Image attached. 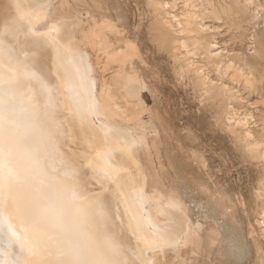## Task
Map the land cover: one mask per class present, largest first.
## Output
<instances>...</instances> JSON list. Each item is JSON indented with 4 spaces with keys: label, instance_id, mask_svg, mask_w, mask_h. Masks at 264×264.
<instances>
[{
    "label": "bare ground",
    "instance_id": "6f19581e",
    "mask_svg": "<svg viewBox=\"0 0 264 264\" xmlns=\"http://www.w3.org/2000/svg\"><path fill=\"white\" fill-rule=\"evenodd\" d=\"M86 1L0 0V264H163L167 252L178 254L183 246L188 247L189 256H197L204 242L216 243L219 230L212 227L206 232L199 223L192 222L185 195H182L184 192L181 194L174 185H167L162 177L165 174L160 175L162 172L156 171L152 161V148L157 147L156 141L150 140L144 132L143 128L147 127H143L142 115L147 107L136 93L140 87L137 86L140 81L138 69L133 66L125 68L121 63L118 70L111 69L113 71L105 72L102 77L97 75V63H94L90 50L101 51L107 59L113 60L121 52L129 53L133 45L129 44L128 51L125 50L128 47L121 51L117 49L119 42L115 41L118 43L115 49L117 43L113 47L110 31H106L112 28L111 32L116 33V27L111 21H102L103 6L91 3L94 5L91 7ZM186 1L190 3L192 0ZM203 1L208 6L204 15L209 14L216 19L225 16L227 26L239 30L240 36L246 35L247 28L256 24L257 16L252 13V8H259L258 0H229L228 4H225L227 0L217 3ZM9 2L15 4L13 10L8 8ZM152 5L157 14L165 7L160 1H153ZM198 14H188L190 17L184 22H177L181 27L179 31L183 33L182 39L175 37L176 28L172 20L175 21L177 16L156 23L160 43L173 57L179 48L191 55H194L192 51H201L206 60L221 71L225 62L223 52L216 50V45L206 36L207 26L200 23ZM81 15H86L89 22L84 21ZM72 25L88 27V31H83L84 51L79 49V44V50L71 47L75 52H82H77L78 57L70 48L71 40L70 44L64 39ZM74 30L76 33L81 31ZM257 32L259 34V30ZM71 33L74 34L72 40L75 35L82 36L81 33ZM72 35L69 34L68 38ZM177 38L182 42L179 43ZM10 44L11 49L8 47ZM124 56L121 54L120 57L125 61ZM238 59L242 63L241 69L248 66L241 57ZM240 68L238 66L237 71L240 72ZM202 77L198 76V80L201 85L208 86L207 92L221 96L223 87L209 84ZM246 79L252 85L251 80ZM94 85L99 86L98 91ZM63 120L66 121L65 127H77L74 133L79 131L84 136L82 142L75 143L91 149V154L82 161L86 169L77 170L83 175L78 185L71 184L74 178H67L69 182H66L60 179L53 181L48 176L47 162H50L47 156L50 155H45L46 147L54 142L55 132L59 133L55 140L60 138L61 143L63 135L73 132L64 130ZM129 121L134 126L127 124ZM88 131L92 133L90 136ZM80 151L83 150L78 153ZM80 156L83 157L82 154ZM93 175H97V179ZM94 180L104 184L89 190L91 186H88ZM207 200L198 203L195 200L206 214L222 208L218 206L215 209ZM237 246L231 236L228 251L232 254Z\"/></svg>",
    "mask_w": 264,
    "mask_h": 264
},
{
    "label": "rangeland",
    "instance_id": "374dc122",
    "mask_svg": "<svg viewBox=\"0 0 264 264\" xmlns=\"http://www.w3.org/2000/svg\"><path fill=\"white\" fill-rule=\"evenodd\" d=\"M153 1H160L163 5L165 4L163 12L159 14L154 13L156 12L155 7H151L153 6ZM211 1H216L215 3H217L220 0ZM228 1L225 4H228ZM86 2L90 6L97 3L101 7L103 6L104 18L102 21H111V24L116 27L114 30H118H116V33L114 31L111 32L112 28L109 27L110 30L106 31L108 33L110 31L109 39L111 40V44H114L113 47L119 42V45L118 43L116 44L115 49L117 45L119 46L117 49H121V51H124L126 47L128 49L125 50L128 51L132 45V48L136 49L135 51H131L132 48H130L129 53L125 51L121 52L113 60L107 59L101 51L90 50L92 58L94 57V63H97V75L102 77L110 73V71L118 70L122 65L121 63H124L125 68L133 66L138 69L137 75L139 77L137 76V78L140 81L137 83V86L139 85L140 87L136 91L140 93H136L141 96L143 102L145 101L144 104L146 103L145 106L147 107L142 115V120L145 122L143 127H147L143 128L144 132L150 140L156 141L157 147L155 149L152 148V156L154 157V159L152 157V161L154 162L153 165L156 171L158 173L162 172L160 175L165 174L162 177L165 179L167 185H174L181 194L185 193L182 195H185L184 198L190 209V219L192 222L199 223L206 232H209L213 228L219 230L216 243L212 245L207 241V243L204 242L203 249L198 253L199 256H189L188 247L183 246L178 254H174L171 251L167 252V256L165 255L166 260H164L165 264H264V215H262L264 214V0H258L259 8H252V13L255 12L254 14L257 16L255 24L257 28L255 25L247 28L246 35L244 36H240V31L235 27L227 26L228 23L225 20V16H222L221 19H216L209 14L204 15V9L208 6H206L207 4L203 0H192L190 3L186 0H96L94 2L93 0H87ZM185 3L188 4L186 5ZM94 5L92 6L94 7ZM15 7L13 2L8 3L9 9L13 10ZM192 12L199 13L198 15L201 16L199 21H202L200 23H204L207 26L205 31L206 36H209L213 41V45H216V50L221 53L223 52L222 58L225 62L222 60L224 63L221 71L216 70L214 65L206 60V56L201 51H192L191 53L194 55H191L190 53L186 54L187 51H184L183 48H179L175 50V57H173L160 43L157 30L155 29L156 23L170 19L174 15L177 16V20H172L176 28L174 29L175 37L182 39L183 33L179 31L181 27L177 26V22H184L189 15H193ZM167 13L168 15H166ZM162 14L163 16L165 15L164 18ZM80 17L85 18L86 15H81ZM84 21L89 22L86 18ZM72 26H79L80 29L77 27L72 28ZM72 26H70V29L73 30L69 31V29L64 39L67 42L70 39L72 43L70 48L74 46L72 48L75 50L80 45L79 49L83 52L86 46L84 44L85 36H83V31H88V27L84 29L82 25ZM221 26L222 28H220ZM105 28L109 29L108 27ZM74 29H78L77 31L81 30L77 33H81L82 36L79 34V38L75 35V43L73 44L74 40L72 38L74 34L72 35L71 32L76 33ZM256 30H259V34ZM118 33L119 35L116 36ZM69 34L72 37L68 38ZM128 39L132 42H129ZM181 39H178L179 43L182 42ZM78 40H81L80 42L82 43L77 42ZM8 47L11 49L12 44L8 45ZM72 48L71 50L75 52ZM24 49L26 50V48ZM78 50L74 54L77 57L82 53L81 51L78 52ZM130 51L135 54H131ZM18 54L20 58V53ZM121 54L122 56L125 55L123 58L130 61V65L128 61L125 60V62L120 57ZM101 56H104L103 59H106L103 60ZM118 56L123 61H120L121 59L115 60L119 58ZM239 57L245 60L250 67H242L241 69L242 63L238 59ZM110 61L111 63H109ZM116 61L118 64H116ZM14 62L18 64L17 59H14ZM113 62L114 64H112ZM101 66L105 67L102 68ZM194 66L198 68L195 69ZM238 66L239 70H241L240 72L237 71ZM225 67H227V70ZM233 67L235 68L233 69ZM188 74L190 75L188 76ZM197 75L200 78L202 76L206 77L202 78L206 82H209V84L223 87L224 92L221 96H213L207 92L208 86L200 84ZM245 79L251 80L252 85L248 84L249 81H245ZM222 82H225L226 86ZM94 86L95 90L98 91L99 86ZM130 122L127 124L134 126ZM235 122L238 124H235ZM65 124L66 121L63 120L64 130L70 129L69 132H73L63 135L62 143L59 140L60 138H58V141L55 140L59 133L55 132V138H53V131H51V137L54 139V142L46 147L47 153H45V155H50L47 156V161L50 162V164L47 162L48 176L53 181L60 179L66 182H69L67 178H74L75 180L71 184L78 185L83 175L77 172V170L86 169L82 161L86 159L88 154H91V149L88 146L85 147L82 143L76 144V141L82 142L81 140L84 136L79 131L75 132L77 133L75 135L74 131L78 130L77 127H72L71 125V128L68 127L69 125L65 127ZM149 127H151V130ZM155 129L157 133L154 131ZM49 131L47 130V132ZM89 132L87 135L90 136L92 133ZM246 134L248 135L247 137ZM66 136L69 137L67 138ZM72 150L75 151L73 152ZM79 150H83L80 151L83 157L80 156V152L78 153ZM70 152L74 153V155ZM261 156L263 157L260 159ZM78 160L81 163H78ZM69 170L73 173H63ZM93 176L97 179V175ZM78 178H80L79 181ZM103 184L104 182L94 180L92 184H88V187L91 186L89 190H95ZM195 200L196 202L210 200L215 209L218 206L222 208L216 209L215 213L206 214L196 205ZM219 209L222 214L218 211ZM231 236L234 237L238 245L236 251L232 252V254L228 251V241L231 239Z\"/></svg>",
    "mask_w": 264,
    "mask_h": 264
}]
</instances>
